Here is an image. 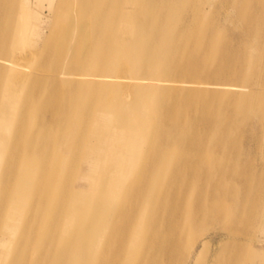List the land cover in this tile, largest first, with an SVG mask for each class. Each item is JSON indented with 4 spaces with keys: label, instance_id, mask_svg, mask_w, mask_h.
<instances>
[{
    "label": "bare ground",
    "instance_id": "obj_1",
    "mask_svg": "<svg viewBox=\"0 0 264 264\" xmlns=\"http://www.w3.org/2000/svg\"><path fill=\"white\" fill-rule=\"evenodd\" d=\"M192 1L184 12L185 0H0V264H261L251 231H264L263 172L158 145L166 129L188 146L243 140L224 113L233 99L190 82L180 88L202 95L168 98L192 111L167 114L142 81L183 80L173 50L216 60L214 82L227 69L264 74V0L225 1L244 13L240 53L210 35V1ZM130 60L140 82L120 87ZM253 81L220 90L264 95Z\"/></svg>",
    "mask_w": 264,
    "mask_h": 264
},
{
    "label": "rangeland",
    "instance_id": "obj_2",
    "mask_svg": "<svg viewBox=\"0 0 264 264\" xmlns=\"http://www.w3.org/2000/svg\"><path fill=\"white\" fill-rule=\"evenodd\" d=\"M196 0H193L192 2H195ZM210 1L211 6L213 8V17L212 19L209 20L210 26L214 27V32L212 31L210 33L211 36H213V39L216 40V43H221V41H226L228 46H232L235 52H239L243 50V46L245 44H249V42L242 41L245 38L243 35H247L245 33L244 26H245V20H243L242 16L238 14H244L243 11L237 7L236 4H226V0H208ZM189 0H185V5L186 8L183 7L182 9L184 12L187 10L191 9V5ZM196 3V2H195ZM250 3H246L247 6H249ZM41 7V12L42 17H43V30L44 33L46 34L49 32V15L51 14V10L49 7V4L46 2L44 5ZM158 6V4H157ZM214 6V7H213ZM253 7L250 8L249 12L254 13V4L252 5ZM176 7V6H175ZM36 11L38 10L37 7L34 5L32 6ZM258 12V11H256ZM215 15V16H214ZM174 21V24L176 22V19L172 20ZM209 35V36H210ZM246 40H248L246 38ZM231 43H229V42ZM233 43V44H232ZM196 44H192L190 47L195 48ZM16 47H22L21 45H17ZM14 48V46H13ZM201 50L203 51L204 54L206 51V46L203 44L200 46ZM20 49V48H16ZM182 51V50H181ZM181 51H172L171 52V58L174 59V62L177 64V62L184 66L188 72H186V75L184 76L183 80H173V79H166V82H163L165 80L161 79H150L148 81H142V84L144 87L148 88L146 89V93H149L152 95L153 98L159 97L158 95H163L167 97V101H162L160 112L162 113H170L172 114L173 112H190L192 111V108L190 107L188 102H180L179 100L168 98V95H202L200 91H195L193 90H185L181 89L180 86H186L190 85V82H200V86L203 84H207L208 91L206 92L207 95H213L212 90L217 88V94L216 95H224V99L222 102L228 101L233 99L232 101V108L229 107L228 110L224 111L226 112L227 115L229 116L227 121H230L232 119L236 125L239 124V127L242 128L244 131L245 135L248 137V140L246 139V136H244V139L241 141H237L236 143L232 144H225L222 143H211L213 140L211 139L209 141L208 145L205 146H197V142L194 141L192 142L191 146L186 145L185 143H181L176 139V135L173 132H170L169 130L166 129L165 135L166 137L168 136V140L166 139L165 141L160 140L158 145H161V149L169 152H177L181 150H187L191 149L195 153H198L204 159H216V156L223 161V163H227L229 161L231 164H233L235 167L239 168L241 165L240 161L241 160H247L248 163H252L251 167L249 168L250 176H253L254 171L260 175V172H263L264 174V95H242L241 92L239 91H232V93H225L220 90V86L222 85H238L241 84V89H246L248 84L246 85L245 82L248 83L254 82L253 80L258 79V81L263 82V87H264V74L255 72V76L252 78L250 76V70L246 69L245 70V76L244 78H240L238 68L237 69H227L223 71L222 75L220 77H217V82H214L211 80L212 74L214 73V64L216 60H211L210 64L204 62L203 60H196V63L199 64V68L195 69L194 71V66H193V61L189 57L188 53H182ZM248 54L253 53L254 56L258 55V50L257 48H251L248 45ZM252 56V57H254ZM179 57V61H177ZM250 57L248 56V60ZM179 68V67H177ZM133 70V73L137 76L139 73L136 74L135 71L140 72L142 71L138 65V61L135 60H130L128 61V64L126 63L123 67H120L117 70L118 73V78L120 79L121 83L118 84V86L123 87V84H133V83H138L140 81H137L133 75L130 74L129 70ZM165 70L164 67H160L159 70L157 71L158 73H161L162 71ZM132 72V71H131ZM156 72V73H157ZM244 72V71H243ZM258 75H261L258 77ZM194 77L192 79V77ZM172 78V76H171ZM240 78V79H239ZM147 80V79H146ZM242 82V83H241ZM155 83H163L166 84V86L162 87L161 89H156L154 87H149L147 85L150 84H155ZM217 86H214V85ZM237 86V87H238ZM233 87V86H232ZM121 89H118L120 92V95H123L124 93L121 91ZM117 91V92H118ZM148 95V96H150ZM161 99V98H160ZM153 101L156 100H152ZM160 101V103H161ZM218 102V101H217ZM212 101H209L208 107H211ZM174 107L176 109L174 110ZM169 108V109H168ZM169 111V112H168ZM222 114V110L220 112ZM200 115V113H197V116ZM169 116V115H168ZM180 117V115H179ZM178 117V118H179ZM192 132H195V124H192ZM210 125H206L203 128H209ZM208 135V133H207ZM198 136V135H197ZM243 138V136H241ZM94 142L97 141V138L93 135ZM146 141L141 142L143 148L146 146ZM145 144V146H144ZM183 144V145H180ZM248 145L249 148L246 146ZM147 150V146L145 147ZM200 151V152H199ZM205 155V156H204ZM246 166V164H245ZM256 178V177H255ZM263 201L261 204L264 203V197L262 198ZM259 203V202H258ZM261 208V206H260ZM258 209V206H257ZM263 209V205H262ZM252 235L254 236L255 240L258 242L261 241V244H263L261 249H255V252L261 256V264H264V231L260 229V225L256 224V229L252 230ZM253 238V237H252Z\"/></svg>",
    "mask_w": 264,
    "mask_h": 264
}]
</instances>
